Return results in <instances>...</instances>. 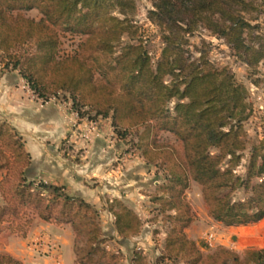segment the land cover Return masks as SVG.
I'll use <instances>...</instances> for the list:
<instances>
[{
    "label": "trees",
    "instance_id": "1",
    "mask_svg": "<svg viewBox=\"0 0 264 264\" xmlns=\"http://www.w3.org/2000/svg\"><path fill=\"white\" fill-rule=\"evenodd\" d=\"M151 2L148 19L163 44L156 61L135 21L136 0H0L1 62L12 64L40 98L66 92L80 116L111 118L124 136L144 130L137 149L167 174L153 201L169 225V258L187 264H264V249L238 253L218 247L205 254L186 234L196 218L187 200L193 182L202 187L209 215L225 227L264 220V140L248 141V90L205 51L195 57L190 41L206 31L257 68L264 62V0ZM32 10L41 14L39 21L25 16ZM60 31L82 37L74 55L58 57ZM25 46L34 49L15 53ZM162 133L171 134L177 145L162 143ZM247 151L242 176L237 168ZM31 166L23 136L0 122V234L26 238L37 219L70 225L78 264H120L122 252L105 246L100 211L64 187L32 179ZM242 190L247 197L235 200L233 194ZM107 209L123 241L142 232V220L123 201L109 202ZM131 258L132 264H150L142 249L134 248ZM0 264L23 262L0 251Z\"/></svg>",
    "mask_w": 264,
    "mask_h": 264
},
{
    "label": "rangeland",
    "instance_id": "2",
    "mask_svg": "<svg viewBox=\"0 0 264 264\" xmlns=\"http://www.w3.org/2000/svg\"><path fill=\"white\" fill-rule=\"evenodd\" d=\"M137 1V15L135 21L141 27V34L145 40L154 61H156L163 48L159 31L148 19V12L152 9L151 0H136ZM25 16L39 21L42 17L37 10L25 12ZM60 47L58 50L59 58H66L74 55L82 42L81 36L72 35L64 31L59 32ZM191 50L194 52L195 57H198L199 50H203L208 54L212 63L218 67H228L235 75L238 82L246 86L248 90V102L252 107V114L245 122V129L248 135L250 145L259 143L264 140V62L257 68L247 66L236 52L232 51L223 40L211 36L206 31H200L190 38ZM33 46H25L18 49L15 53H24L25 51H32ZM2 54L0 52V81L5 83L11 82V85L5 88L7 91L8 99L13 103V108L19 107L20 104L33 105L36 109H43L47 105H55L59 109L74 112L78 114L77 109L73 107V101L70 94L66 92H58L55 95H50L49 98H40L23 79L19 71L14 70L12 64L8 67L4 62H1ZM7 59V58H6ZM9 61V59H7ZM10 84V83H9ZM14 109H12L13 113ZM87 110H83V114ZM86 123L80 127L79 139L81 140L82 150H76L72 160L81 162L88 160L86 147L96 146L98 136V127L96 122L104 120L98 118L92 120L95 113H89L84 116ZM12 115L10 112H3L0 115V122H10ZM108 119L109 135L103 139L106 146H114L116 149L115 159L109 160L111 168L122 173L127 169L129 163L138 161L142 158L146 165L145 177L142 178L132 174L133 179L138 184H145L146 187L140 188L142 195L145 199L136 196L143 208L142 213H137L143 222L142 232L130 238L128 241H122L118 236L111 234L112 225L114 220L108 214H101V225L103 229L109 234L106 237L105 246L114 252H122L123 260L120 264H132V250L134 248L142 249L144 255L150 264H187L182 258H169L165 252V241L169 229L168 223L165 221V216L159 213L158 205L154 203L153 199L157 193L158 187L163 185L166 180V172L159 170L156 164H148L143 158L141 152L137 149L138 135L144 130H131L127 135L116 132L112 124V119ZM10 124V123H9ZM79 125L74 127V130ZM124 136V137H123ZM162 143H170L177 145L175 138L169 133H162L159 137ZM65 145V146H64ZM68 144L61 143L58 145L62 148V158H67L66 152ZM68 159V158H67ZM249 160V151L245 153V158L241 165L237 168V173L244 176L246 174V167ZM0 175V179H1ZM157 185V186H156ZM65 188V186H64ZM140 193V194H141ZM235 200H243L247 197L246 193L238 191L233 194ZM187 200L191 203L194 214V223L186 230L187 236L194 240L205 254L213 253L218 247H226L235 252L242 253L246 248L264 249V220L259 224L244 226L243 228H250L254 232L251 235H244L241 232L242 226L238 227H225L223 224L216 222L208 213L207 207L204 204L202 197V187L193 182L190 189L187 191ZM125 203V202H124ZM263 223V224H262ZM70 226V225H69ZM210 234H214L215 238L209 242ZM233 237L237 240L233 241ZM82 246V244H80Z\"/></svg>",
    "mask_w": 264,
    "mask_h": 264
},
{
    "label": "crops",
    "instance_id": "3",
    "mask_svg": "<svg viewBox=\"0 0 264 264\" xmlns=\"http://www.w3.org/2000/svg\"><path fill=\"white\" fill-rule=\"evenodd\" d=\"M9 83L0 81V115L10 112L12 118L9 123L23 136L26 149L32 156V179L65 186L68 194L83 198L101 214H108L114 223L115 218L107 209L108 203L114 200H121L137 213H142L143 208L136 196L140 195L143 200L146 198L140 192V188L146 185L136 183V177L133 179L132 174L146 178V165L142 158H138V161L128 162L129 165L123 173L110 167L109 160L115 159L117 153L114 146L103 144V139L110 134L107 118L96 122L98 144L86 147L89 159L76 162L72 160L74 152L84 148L80 145L78 135L80 127L86 123L84 118L55 105H47L38 110L35 106L24 103L18 105V108H13V103L9 101L5 91V88L11 85V82ZM76 125L79 126L74 130ZM61 143L68 144V159L61 156V152H65L58 146ZM112 227L111 234L118 236L115 225ZM105 233L109 234L106 231ZM75 239L71 226H58L37 219L26 238L12 235L10 232L0 234V251L11 254L23 264H78ZM42 241L50 242L53 247L48 249L42 245V248H38L36 244Z\"/></svg>",
    "mask_w": 264,
    "mask_h": 264
},
{
    "label": "built area",
    "instance_id": "4",
    "mask_svg": "<svg viewBox=\"0 0 264 264\" xmlns=\"http://www.w3.org/2000/svg\"><path fill=\"white\" fill-rule=\"evenodd\" d=\"M214 238H215V235L214 234H210L209 238H208L209 242H211ZM36 245L38 246V248H42V245L48 247V249L53 247V245L50 242L44 243L43 241L42 242H38Z\"/></svg>",
    "mask_w": 264,
    "mask_h": 264
},
{
    "label": "bare ground",
    "instance_id": "5",
    "mask_svg": "<svg viewBox=\"0 0 264 264\" xmlns=\"http://www.w3.org/2000/svg\"><path fill=\"white\" fill-rule=\"evenodd\" d=\"M241 230V232H243L244 233V235H251L254 231L252 230V229H250V228H241L240 229Z\"/></svg>",
    "mask_w": 264,
    "mask_h": 264
},
{
    "label": "water",
    "instance_id": "6",
    "mask_svg": "<svg viewBox=\"0 0 264 264\" xmlns=\"http://www.w3.org/2000/svg\"><path fill=\"white\" fill-rule=\"evenodd\" d=\"M237 240V238L236 237H233V241H236Z\"/></svg>",
    "mask_w": 264,
    "mask_h": 264
}]
</instances>
